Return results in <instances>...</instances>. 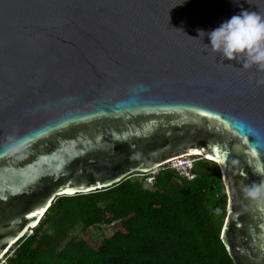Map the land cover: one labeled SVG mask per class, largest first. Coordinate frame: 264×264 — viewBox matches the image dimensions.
Here are the masks:
<instances>
[{
    "label": "water",
    "instance_id": "95a60500",
    "mask_svg": "<svg viewBox=\"0 0 264 264\" xmlns=\"http://www.w3.org/2000/svg\"><path fill=\"white\" fill-rule=\"evenodd\" d=\"M242 8L264 0H0V262L57 198L198 153L219 161L234 264H264L243 194L264 182V72L197 40Z\"/></svg>",
    "mask_w": 264,
    "mask_h": 264
},
{
    "label": "trees",
    "instance_id": "16d2710c",
    "mask_svg": "<svg viewBox=\"0 0 264 264\" xmlns=\"http://www.w3.org/2000/svg\"><path fill=\"white\" fill-rule=\"evenodd\" d=\"M197 156L192 180L163 165L148 183L131 177L57 198L0 264H234L221 239V170Z\"/></svg>",
    "mask_w": 264,
    "mask_h": 264
},
{
    "label": "clouds",
    "instance_id": "9594fccd",
    "mask_svg": "<svg viewBox=\"0 0 264 264\" xmlns=\"http://www.w3.org/2000/svg\"><path fill=\"white\" fill-rule=\"evenodd\" d=\"M206 49L220 57V60L239 64L241 71L256 68L264 72V14L259 11L241 9L236 15L224 21L219 27L205 33L198 30ZM226 66L233 67L231 63ZM257 86L264 85V80H257ZM193 166L186 169L191 170ZM244 196L253 202L264 205V182L253 183L243 188Z\"/></svg>",
    "mask_w": 264,
    "mask_h": 264
},
{
    "label": "rangeland",
    "instance_id": "374dc122",
    "mask_svg": "<svg viewBox=\"0 0 264 264\" xmlns=\"http://www.w3.org/2000/svg\"><path fill=\"white\" fill-rule=\"evenodd\" d=\"M196 157H198L197 155L195 156H188V157H185V158H183V159H181V160H179V161H181V162H185V164L186 165H184V166H179L178 168L179 169H183L184 167H188V165L192 162V163H194L195 161H197L198 160V158H196ZM178 158V157H177ZM183 162V163H184ZM178 162L176 161V162H173V163H169V164H165L164 166H175L176 164H177ZM159 169V168H158ZM158 169H156V170H158ZM156 170H153V171H151V172H148V173H135L132 177L133 178H139V179H145L146 178V180L145 181H147V183H148V181H151L152 180V178H151V176L152 175H154L153 173L156 171ZM143 176H145V177H143ZM78 233V230L77 231H75L74 232V234H77ZM103 233V232H102ZM95 238H99L100 236H102V235H99V233L98 232H93V234H92ZM0 263H3V261H1Z\"/></svg>",
    "mask_w": 264,
    "mask_h": 264
},
{
    "label": "built area",
    "instance_id": "2783aa9c",
    "mask_svg": "<svg viewBox=\"0 0 264 264\" xmlns=\"http://www.w3.org/2000/svg\"><path fill=\"white\" fill-rule=\"evenodd\" d=\"M189 156V155H188ZM188 156H184V157H178V158H174V159H171L167 162V164L169 163H173V162H178L175 166L173 165L172 168L176 169L177 171H179L182 175L186 176L189 180H192L196 177L195 174H193L190 170H187L186 167H184L183 169H179L178 167L179 166H184L186 165L185 162H181L179 160L185 158V157H188ZM188 166H193V163L191 162Z\"/></svg>",
    "mask_w": 264,
    "mask_h": 264
},
{
    "label": "snow or ice",
    "instance_id": "6c2138e0",
    "mask_svg": "<svg viewBox=\"0 0 264 264\" xmlns=\"http://www.w3.org/2000/svg\"><path fill=\"white\" fill-rule=\"evenodd\" d=\"M202 116L203 115H207L206 113H200ZM209 160H212L213 159V156H211V155H209L208 157H207ZM217 163H219V161L217 160ZM81 190H83V189H81ZM33 215H36V213H33Z\"/></svg>",
    "mask_w": 264,
    "mask_h": 264
},
{
    "label": "bare ground",
    "instance_id": "6f19581e",
    "mask_svg": "<svg viewBox=\"0 0 264 264\" xmlns=\"http://www.w3.org/2000/svg\"><path fill=\"white\" fill-rule=\"evenodd\" d=\"M192 155H200L198 153H193V154H189V156H192ZM214 160V159H213ZM216 161V160H215Z\"/></svg>",
    "mask_w": 264,
    "mask_h": 264
}]
</instances>
